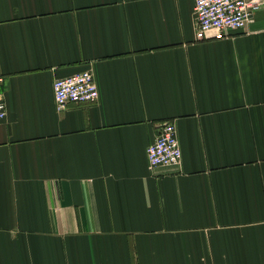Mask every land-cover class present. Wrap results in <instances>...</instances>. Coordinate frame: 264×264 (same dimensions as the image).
I'll return each mask as SVG.
<instances>
[{
    "label": "crops",
    "instance_id": "crops-1",
    "mask_svg": "<svg viewBox=\"0 0 264 264\" xmlns=\"http://www.w3.org/2000/svg\"><path fill=\"white\" fill-rule=\"evenodd\" d=\"M194 2L0 0V264H264V7L218 39Z\"/></svg>",
    "mask_w": 264,
    "mask_h": 264
},
{
    "label": "built area",
    "instance_id": "built-area-1",
    "mask_svg": "<svg viewBox=\"0 0 264 264\" xmlns=\"http://www.w3.org/2000/svg\"><path fill=\"white\" fill-rule=\"evenodd\" d=\"M263 7L264 0H195L197 33L205 38H225L234 31L245 30ZM99 97L94 73L90 70L58 78L54 82V99L58 111H64L71 103L96 102ZM6 115V101L0 94V122ZM147 157L152 167L180 164L182 149L173 121L160 123L156 139L147 148Z\"/></svg>",
    "mask_w": 264,
    "mask_h": 264
}]
</instances>
